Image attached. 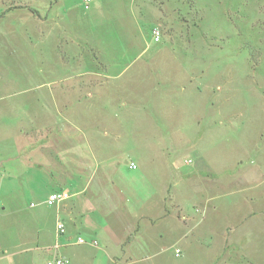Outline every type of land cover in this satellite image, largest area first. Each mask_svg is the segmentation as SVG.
I'll return each instance as SVG.
<instances>
[{"label":"rangeland","instance_id":"rangeland-1","mask_svg":"<svg viewBox=\"0 0 264 264\" xmlns=\"http://www.w3.org/2000/svg\"><path fill=\"white\" fill-rule=\"evenodd\" d=\"M68 43L84 63L98 58L112 64L96 83L103 86L65 94L52 88L58 84L57 52ZM151 61L160 64L148 72ZM130 99L146 111L127 115ZM62 103L66 119L55 127L65 125L67 144L60 163L48 156L44 164L47 172L60 168L53 177L69 188L23 192L30 162L20 129L31 130L33 113H56ZM201 106L204 113H196ZM195 114L211 132L199 145L188 131ZM196 154L217 173L220 198L210 199L204 212L186 186L176 194L185 207L178 212V235L168 234L156 249L120 264H264V0H92L88 9L83 0H0V259L31 264L36 254L35 264H43L42 246L24 241L30 234L23 232V217L52 193L72 191V181L95 184L105 177L116 192L109 205L143 210L155 204V187L177 176L186 185L175 167L187 172ZM168 164L174 166L171 177ZM15 165L25 174L11 182L3 175ZM94 204L101 208L96 198ZM168 205L171 210L174 202ZM42 207L53 212L58 206ZM53 219L40 221L39 229H52L56 214ZM102 237L93 248L73 237L68 247L78 246L62 252L66 264L86 250L105 249Z\"/></svg>","mask_w":264,"mask_h":264},{"label":"crops","instance_id":"crops-1","mask_svg":"<svg viewBox=\"0 0 264 264\" xmlns=\"http://www.w3.org/2000/svg\"><path fill=\"white\" fill-rule=\"evenodd\" d=\"M60 28L62 27L60 26ZM67 34H69V32L64 30L63 35L68 39L69 37ZM75 48L74 43H68L66 47L59 51L57 46L59 76L57 79L58 84L52 88L56 90L58 89V92L60 93L62 92L65 94L73 91H79L82 93L84 90H91L93 87L97 88L103 86V83H96L102 82L99 77L108 76V67L112 65L111 63H104L98 58L97 60H94L93 58L88 59L89 62L84 63V61L82 62V60L77 59V51ZM154 62L155 61L149 63L146 62L148 72H153L154 69L152 66L160 64ZM85 83H87L86 87H84ZM130 89L132 91L131 84ZM134 93L135 91L133 90L132 94ZM89 95L93 96L91 91H89ZM141 101L142 100H139V102ZM133 102H135V100L130 99L131 105ZM131 105H126L128 108L126 113L130 117L134 112L143 113L146 111L145 105ZM67 107V103H62V107H59V111L56 112L57 114L50 110H46L44 115L36 112L33 113V111H35L33 108L31 130L26 132L24 128L20 129V135L25 140L27 146L25 156H27L28 161L30 162L29 170L27 171L28 180L24 186L26 191L23 192H34L44 185L53 187L54 184L58 185L59 189H65L66 187L69 188V182L58 183L57 181L59 178L56 179L53 177L56 171L61 174L60 168H55L53 170L54 173L50 171L47 172L46 165L44 164L48 156H56L57 163L61 162L60 156L61 153H63L61 147H64L63 149H65L68 135L66 133L65 125H63L62 129L61 127H55V125L58 124L60 126L62 120L66 119L65 111ZM204 111L205 108L203 106L196 109V113L198 114H201V112L203 114ZM58 115V122L55 123ZM195 115L196 116L193 118V122L188 128V131L189 135L194 137L195 145H199L207 140L206 136H210L211 132L209 131L207 133V130L202 126L204 118H201L197 114ZM38 116H42L43 119L46 120H43L42 117L39 118ZM199 134L201 135L195 139V136ZM196 155L197 159L194 166L187 172L181 171L179 168L175 167L177 174H180L181 178L185 180L186 185L180 183L177 176V178H175L170 184L169 181H166L165 185H162L160 188L155 187V204H152L149 208L143 210L139 207H137L136 210L132 208L129 209L128 207L114 203L109 205V195L112 193V195L115 196L116 192H113V189L110 186L111 183H109L105 177L97 181L95 184L91 181L90 183L80 185L76 182L70 181L71 190L73 191H71V199L56 207V210L53 212L45 210L42 207L43 205H46L47 208L50 206L47 202H42L39 205V210L32 214V216L23 217L25 221L24 225L26 226V229L23 232L30 234L24 237V241H34V244H40L42 246L40 252L42 251L44 253L42 259L43 264H46V261L53 253H45V250L51 248L56 239L57 221L58 218L61 219L59 215L61 212L64 217V220L62 221L66 227V235L62 238V240L64 239L62 250L65 249L63 251L61 250V256L62 252L64 253L66 250H69L72 246L76 245L74 244L71 247H68L71 244L73 237H77V239L84 238L87 241V243L84 244L87 245L86 248H93L94 245H92V242L96 241V237L103 238L102 236H104L107 243L106 248L100 250L98 253L96 252L93 254L86 250L84 256L72 258L75 261V264H120L118 260L121 258L126 259L128 255H133L140 251L144 252L156 249L165 236L168 234L177 236L182 227V221L180 220V216H178V212H183L185 207H181L176 202L177 193H183L187 186L188 190H190L196 197L194 202L202 203L204 212L207 209L206 204L210 199L216 201V199L220 198V196L217 195H219L220 192L221 182L216 178L217 173L207 159L198 154ZM50 160L53 161V159ZM56 166L57 164H55V167ZM165 168H170L169 176H173L172 172L174 166L168 164ZM22 169V166L15 165V167L8 168V172L4 173L3 176L13 182L11 176L25 174ZM64 174H67L66 171ZM209 175H212V178ZM141 177L142 175L138 176L137 180H141ZM89 190L91 191V196L87 197L85 194ZM212 195L213 197L210 198ZM101 196L102 198H100ZM205 196L207 197L206 199L204 198ZM95 198L98 200L101 208L94 204ZM101 199L106 200L107 203L101 204ZM169 201L174 202V206H172L171 210L168 208ZM32 204L33 203L30 204V208H36V205L35 207H32ZM212 209L216 214L220 213L217 205H213ZM54 214H56L57 217L56 225L47 231L39 229V226L42 224L40 221H54ZM71 225H74V229H72ZM34 226H37L38 228H33ZM23 232L20 231V233ZM73 233H77V235L74 236ZM162 247L165 249L166 246L162 244ZM38 248L39 246H37V249ZM27 256L30 261L29 255ZM38 256L41 257L40 253ZM36 257V254L32 255L31 259L33 262H31V264H35L34 258ZM0 264H7V262L4 259H0Z\"/></svg>","mask_w":264,"mask_h":264},{"label":"built area","instance_id":"built-area-1","mask_svg":"<svg viewBox=\"0 0 264 264\" xmlns=\"http://www.w3.org/2000/svg\"><path fill=\"white\" fill-rule=\"evenodd\" d=\"M84 3L86 4V8H89V5L92 0H83ZM153 36L155 38V41H160L161 37V32L158 28H155L153 30ZM132 169H136V165L134 163L131 164L130 166ZM72 193L69 189L60 191V192H55L52 193L48 200L47 204L49 206H59L63 204L64 202L68 201L71 199ZM32 207L34 204L31 205ZM66 235V227L65 224L63 223L62 220L58 219L57 221V229H56V239L54 242V245L52 248H49L48 252L53 253L52 256L46 261V264H66L64 258L61 256V250L63 248V245L61 243V239ZM79 244H86L87 241L84 238H79L78 239ZM92 245L98 246L97 241H93ZM181 251L179 249L176 250V255H179Z\"/></svg>","mask_w":264,"mask_h":264}]
</instances>
